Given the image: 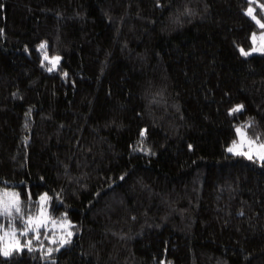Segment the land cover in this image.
Returning <instances> with one entry per match:
<instances>
[{
  "label": "trees",
  "instance_id": "obj_1",
  "mask_svg": "<svg viewBox=\"0 0 264 264\" xmlns=\"http://www.w3.org/2000/svg\"><path fill=\"white\" fill-rule=\"evenodd\" d=\"M250 3L264 23V0H0V185L21 198L0 226L49 194L73 231L0 264H264V162L227 150L239 126L264 141Z\"/></svg>",
  "mask_w": 264,
  "mask_h": 264
},
{
  "label": "rangeland",
  "instance_id": "obj_2",
  "mask_svg": "<svg viewBox=\"0 0 264 264\" xmlns=\"http://www.w3.org/2000/svg\"><path fill=\"white\" fill-rule=\"evenodd\" d=\"M264 34V32L262 33ZM262 34L258 37V48L261 46L262 43ZM259 52V51H258ZM254 53H256V51H253L251 53V55H253ZM237 128H241V134L237 133V140L235 144H232L230 147L234 148L233 152H229L231 154L234 155H243L240 154L245 150H249L248 149V139L251 138L253 141H256L257 143H259V141L253 139L252 137H250L246 131V129L242 126H239ZM237 131V129H236ZM246 134V135H244ZM250 153L253 155V158H256L258 160L259 156L256 155V152L258 151V149H250L249 150ZM245 156V155H244ZM247 157V156H246ZM261 161V160H260ZM44 196V195H43ZM18 198V207H20V194L18 192V190H16L15 188L12 187H6V186H1L0 185V201L3 202H8L11 201L13 199H17ZM38 213L36 215H31L29 217H32L33 219L36 218H45V222L44 224L41 225L40 229H46L47 231L51 232L50 234V240L51 242H59L61 237L63 236L67 241L70 237L67 236V232L71 231V233L73 234L72 231V224H63L62 226V222L63 221H69L68 219H63V220H57L55 218L52 217L51 212H50V195L47 194L46 198L44 200H39V204H38ZM14 211L12 212V214H14ZM2 215H5L3 213H0ZM29 217H25L23 221L20 222H14V223H7L10 225H2L0 226V249H3L4 247L8 246V245H12L15 243V240L18 239L19 243H21V236L25 235L23 229L27 226V221ZM18 219V218H17ZM13 229H15V232H13ZM38 230V231H39ZM34 233L35 231H33V229L30 227L29 231L27 234L29 233ZM65 244V243H64ZM15 250V248H13L11 250V252ZM2 252V251H1ZM10 252V254H11Z\"/></svg>",
  "mask_w": 264,
  "mask_h": 264
},
{
  "label": "snow or ice",
  "instance_id": "obj_3",
  "mask_svg": "<svg viewBox=\"0 0 264 264\" xmlns=\"http://www.w3.org/2000/svg\"><path fill=\"white\" fill-rule=\"evenodd\" d=\"M157 3L159 4V0H157ZM260 8L262 10H264V4H260ZM254 8L252 7L251 3L249 4V7L246 9V12L248 15L252 16L253 20H256V23L261 27V28H264V23H261L260 20L257 19V17L254 15ZM252 39H253V43H255L256 41V34L253 33V36H252ZM45 45H46V42L42 43L39 47L41 49H44L45 48ZM250 51H261V52H264V34H262V43H261V46L259 48H252L250 49ZM241 52L244 54V55H248V52H245L244 49H241ZM44 59H47V60H50L52 66L48 68V71H52L53 68L56 67V62L59 60V57L58 56H55V57H48L47 56V53L45 52L44 54ZM66 75V73H65ZM243 108V105H236L233 109H230V112H233V111H238L240 109ZM251 123V121H250ZM237 133L238 134H241V128H237ZM142 135H143V132H142ZM246 135V134H244ZM257 140H258V137H257ZM234 144L236 143L235 141L233 142ZM248 143V149H258V151L256 152V155L259 156V159L261 160V162H264V141H260L259 143H257L256 141H253L251 138L248 139L247 141ZM191 147V146H189ZM145 149H141V151H144ZM229 152H233L234 151V148L233 147H229L227 149ZM249 150H245L243 151L242 153L240 154H243L245 156H247L249 159H253V155L250 153ZM47 194H44V196L41 197V200H44L46 198ZM18 205V198L17 199H13L11 201H8V202H3V201H0V213H3L5 214L6 216L8 217H11L12 216V212L13 210H15V212L19 213L21 210L20 208L17 206ZM45 222V218H36V219H33L32 217H29L28 218V221H27V226L23 229L24 231V234L27 235L28 231H29V228L31 227L33 229V231L36 232V237L37 239H39V228L41 227L42 224H44ZM71 222L70 221H63L62 222V226L63 224H70ZM13 232H15V229H13ZM72 235L71 231H68L67 232V236L70 237ZM51 239V238H50ZM55 242V241H54ZM67 240L62 236L59 243L62 245L64 243H66ZM29 243V246L31 245V241L28 242ZM24 246L21 245L19 243V240L16 239L15 240V243L12 244V245H8L6 247H4L3 249H0V251L3 252V255L5 256H8L10 255V252L13 248H15L16 250H21ZM31 250V248H30ZM49 252L52 251L51 248L48 249Z\"/></svg>",
  "mask_w": 264,
  "mask_h": 264
}]
</instances>
